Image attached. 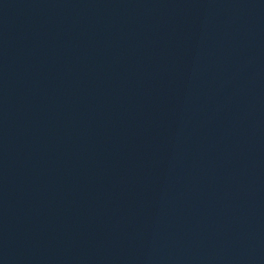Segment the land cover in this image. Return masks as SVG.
<instances>
[{
	"label": "water",
	"instance_id": "water-1",
	"mask_svg": "<svg viewBox=\"0 0 264 264\" xmlns=\"http://www.w3.org/2000/svg\"><path fill=\"white\" fill-rule=\"evenodd\" d=\"M0 264H264V0H0Z\"/></svg>",
	"mask_w": 264,
	"mask_h": 264
}]
</instances>
